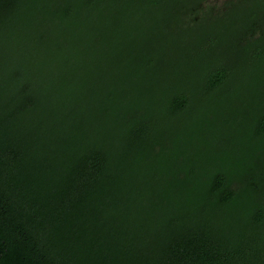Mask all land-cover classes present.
<instances>
[{"label": "trees", "instance_id": "16d2710c", "mask_svg": "<svg viewBox=\"0 0 264 264\" xmlns=\"http://www.w3.org/2000/svg\"><path fill=\"white\" fill-rule=\"evenodd\" d=\"M98 1L0 0V264H264V166L247 164L241 188L223 171L198 180L165 141L167 126L213 99L238 64L212 65L199 90L170 93L163 119L149 116L131 99L134 80L111 88L88 77ZM259 6L245 57L264 78ZM231 107L216 114L224 126ZM250 121L252 141L263 138L264 103Z\"/></svg>", "mask_w": 264, "mask_h": 264}, {"label": "rangeland", "instance_id": "374dc122", "mask_svg": "<svg viewBox=\"0 0 264 264\" xmlns=\"http://www.w3.org/2000/svg\"><path fill=\"white\" fill-rule=\"evenodd\" d=\"M263 1L161 0L150 5L146 0H99L96 8L101 12V23L94 28L97 41L88 62L94 68L88 77L111 88H117L121 81H135L131 99L137 109L163 119L170 93L196 92L207 68L218 62L238 64L234 77L213 99L201 102L198 99L201 96L196 97L198 100L193 101L190 112L167 126L172 141H165L169 158L178 154L189 158L185 165L198 170L195 175L198 180L203 175L223 171L236 177V186L241 188L247 164L264 166V137L252 141L250 132L251 114L264 103V78L251 75L245 57L248 13L253 9L259 12ZM199 2L202 7L198 21H193L190 11ZM263 17V14L257 17L256 36L264 33ZM99 34L106 36L102 42ZM209 37L216 39L212 47L204 50L202 43ZM112 39L116 45L111 44ZM151 56V65L140 69ZM227 102L232 103L228 112L232 119L230 126L222 125L216 118L219 106ZM185 136L193 137V142L179 146L176 140Z\"/></svg>", "mask_w": 264, "mask_h": 264}]
</instances>
